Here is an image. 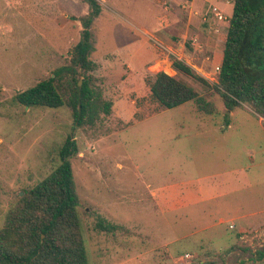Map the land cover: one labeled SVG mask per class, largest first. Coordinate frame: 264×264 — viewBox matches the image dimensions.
Returning a JSON list of instances; mask_svg holds the SVG:
<instances>
[{
  "label": "rangeland",
  "instance_id": "1",
  "mask_svg": "<svg viewBox=\"0 0 264 264\" xmlns=\"http://www.w3.org/2000/svg\"><path fill=\"white\" fill-rule=\"evenodd\" d=\"M98 2L94 77L114 107L74 131L71 160L89 264H179L185 253L194 264H264V119L248 105L232 116L217 94L208 97L214 116L194 102L163 109L150 89L158 73L177 75L172 57L218 82L234 0ZM88 13L85 0H0V229L24 191L58 166L73 132L67 107L27 109L16 95L69 64ZM182 183L210 184L215 198L181 210ZM157 184H171L170 199L153 194ZM220 203L252 228L216 224L232 215ZM98 216L120 229L97 231Z\"/></svg>",
  "mask_w": 264,
  "mask_h": 264
},
{
  "label": "trees",
  "instance_id": "2",
  "mask_svg": "<svg viewBox=\"0 0 264 264\" xmlns=\"http://www.w3.org/2000/svg\"><path fill=\"white\" fill-rule=\"evenodd\" d=\"M85 2L89 13L69 64L15 98L29 108L67 107L73 118V132L59 151L58 166L35 187L25 190L10 208L0 229V264H89L71 163L79 153L74 131L96 127L112 114L114 103L104 98L94 77L98 65L92 60L96 41L91 28L102 7L98 0ZM228 23L218 82L211 83L184 61L172 57V69L177 75L160 72L150 84L152 98L163 109L194 102L202 114L214 116L218 112L208 97L217 94L227 112L248 105L264 119L262 0H234ZM95 229L115 233L120 227L98 216ZM258 255L259 260H264V248Z\"/></svg>",
  "mask_w": 264,
  "mask_h": 264
},
{
  "label": "crops",
  "instance_id": "3",
  "mask_svg": "<svg viewBox=\"0 0 264 264\" xmlns=\"http://www.w3.org/2000/svg\"><path fill=\"white\" fill-rule=\"evenodd\" d=\"M116 2H118V0H116ZM147 29L143 27V32L146 31ZM209 42V41H208ZM209 45L211 46V48H215V44L213 42H210ZM232 116H234V111L230 112ZM255 114V113H254ZM257 115V114H256ZM259 117V116H258ZM262 117H260V124L263 126V122ZM228 121V120H227ZM204 127V126H203ZM226 130H229L231 128V124L229 123L226 126ZM206 133H210V132H203V135H205ZM171 184L169 185H159L157 184V186H155V190L153 191V194L158 195V196H162L164 198V200L166 201V199H170L166 196H169V192L171 187ZM179 187V195L181 197V205H180V209L181 210H187V209H191L194 208V206H198L200 203L206 202V201H210L213 200L215 197L213 195H211L212 191H213V187L210 184H206V185H202V184H198V185H194V184H187V183H182ZM177 187V188H178ZM164 201V202H165ZM169 201V200H168ZM218 210L219 211H226L229 212V214L231 215V218H227L225 217H221L220 220L216 223L218 225H223L226 224L228 221H239L241 224V229L240 232H243L245 230H247L248 228H252L250 226V224L248 223V221H246V215L244 216H237V215H233V214H238V212L233 211L234 208L231 207L230 204H228L227 206H225L223 203H220L218 205ZM194 212V211H193ZM192 213V212H191ZM190 213V215H191ZM230 216V215H229Z\"/></svg>",
  "mask_w": 264,
  "mask_h": 264
},
{
  "label": "built area",
  "instance_id": "4",
  "mask_svg": "<svg viewBox=\"0 0 264 264\" xmlns=\"http://www.w3.org/2000/svg\"><path fill=\"white\" fill-rule=\"evenodd\" d=\"M214 11L216 13V17H218V19L220 21H224L225 20V17L220 12H218V9L216 7L214 8ZM216 70H217L218 73H220V66H217ZM192 259H193V255L192 254L185 253L184 255H182L179 258V264H194L192 262Z\"/></svg>",
  "mask_w": 264,
  "mask_h": 264
},
{
  "label": "water",
  "instance_id": "5",
  "mask_svg": "<svg viewBox=\"0 0 264 264\" xmlns=\"http://www.w3.org/2000/svg\"><path fill=\"white\" fill-rule=\"evenodd\" d=\"M80 85H81V83H80ZM29 107H27V109H28Z\"/></svg>",
  "mask_w": 264,
  "mask_h": 264
}]
</instances>
